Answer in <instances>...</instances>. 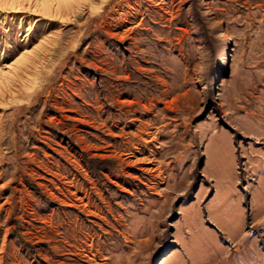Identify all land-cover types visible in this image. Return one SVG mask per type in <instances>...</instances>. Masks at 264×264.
<instances>
[{"label": "rangeland", "instance_id": "obj_1", "mask_svg": "<svg viewBox=\"0 0 264 264\" xmlns=\"http://www.w3.org/2000/svg\"><path fill=\"white\" fill-rule=\"evenodd\" d=\"M87 1L0 9V67L54 34L0 95V264H264V0Z\"/></svg>", "mask_w": 264, "mask_h": 264}, {"label": "bare ground", "instance_id": "obj_2", "mask_svg": "<svg viewBox=\"0 0 264 264\" xmlns=\"http://www.w3.org/2000/svg\"><path fill=\"white\" fill-rule=\"evenodd\" d=\"M125 1L127 2L128 7L133 6L132 0ZM86 3H88L87 0H3V2L0 3V9H4L9 13H33L37 15V18H35L36 21L44 20L45 18L49 20H56L57 18H60L59 21H68V19L76 13V10H80ZM118 10L120 11V9ZM39 15L40 17H38ZM50 37L52 38L49 43ZM53 37V33L44 36L39 43L22 51L16 58V61L7 63L3 67H0V95H2V98L5 97L6 92L8 93L12 91V87L19 86L21 91L24 87L30 89L35 86L39 78L46 71L45 64L50 59L49 54H51L52 48L50 49L49 46L53 44ZM126 161L129 164L140 165V168L147 172H156L157 174L158 172L160 173V167H155L156 165L153 163L155 160L150 156L138 157L134 154H128L126 155Z\"/></svg>", "mask_w": 264, "mask_h": 264}, {"label": "crops", "instance_id": "obj_3", "mask_svg": "<svg viewBox=\"0 0 264 264\" xmlns=\"http://www.w3.org/2000/svg\"><path fill=\"white\" fill-rule=\"evenodd\" d=\"M231 137H232L231 142L234 144L233 151H234V156H235V168H237V164L239 163L240 159H242V157H244V158L246 157V162L250 164V167L248 170V177L246 179L249 180V178L252 176L253 180L255 181L254 185H256L258 183L259 177L261 176V172L259 171V169H262L264 167V146L257 145V144L252 145L251 143L243 144L242 146L240 144L241 151H242L241 156H240V154L237 153L236 141H235L233 136H231ZM218 149H219V147H218ZM232 164H233V160H232ZM250 168H251V170H250ZM237 174H238V172H237ZM212 176L213 175H211L209 177L211 178ZM240 180H241L240 174H238V176L236 178H234V177L232 178V182L234 181L235 185H239ZM249 184H250V180H249V183L247 184L249 189H250ZM209 189H210V187L207 186V189L205 190V193L201 197V200H203L204 197L207 195V192ZM251 189H250V191H251ZM209 197H210V195L205 198L204 203L207 202ZM243 198H244V195L242 196V199ZM262 219H263V216L256 219V221L260 222V221H262ZM224 235H226V234H224ZM231 242L235 243V241H231ZM226 245H227V249L230 250L229 249L230 245H228V243Z\"/></svg>", "mask_w": 264, "mask_h": 264}, {"label": "trees", "instance_id": "obj_4", "mask_svg": "<svg viewBox=\"0 0 264 264\" xmlns=\"http://www.w3.org/2000/svg\"><path fill=\"white\" fill-rule=\"evenodd\" d=\"M103 160H105V159H102V160H101V159H98V158L96 159V158H95L94 162H97V163L99 162V163H102V164H106L107 162L111 161V160H107V159H106V161H103ZM90 161H91V159H90ZM91 163H92V166H93L95 169H97V168L99 167L98 164H94L93 162H91Z\"/></svg>", "mask_w": 264, "mask_h": 264}, {"label": "snow or ice", "instance_id": "obj_5", "mask_svg": "<svg viewBox=\"0 0 264 264\" xmlns=\"http://www.w3.org/2000/svg\"><path fill=\"white\" fill-rule=\"evenodd\" d=\"M3 2V0H0V3H2Z\"/></svg>", "mask_w": 264, "mask_h": 264}]
</instances>
